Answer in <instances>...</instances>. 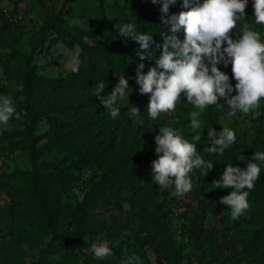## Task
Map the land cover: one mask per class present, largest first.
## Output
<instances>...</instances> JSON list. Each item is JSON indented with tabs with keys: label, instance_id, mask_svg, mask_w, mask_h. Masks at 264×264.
<instances>
[{
	"label": "trees",
	"instance_id": "trees-1",
	"mask_svg": "<svg viewBox=\"0 0 264 264\" xmlns=\"http://www.w3.org/2000/svg\"><path fill=\"white\" fill-rule=\"evenodd\" d=\"M33 1L42 25L32 39L28 55H21L24 68L19 82L20 88L0 86V97H11L16 112L20 114L19 119L13 117L9 122H19L21 128H13L3 133L8 141V151H24L33 165L30 171L0 174V190L8 194L10 201L9 206L0 207V220L5 216L15 219L17 225H13L10 235L16 242H23V227L19 224L31 218L40 225L43 233L50 235L47 241L49 249L52 241L61 237L71 236L72 241H75L91 228L100 230V218L96 216L95 210L107 206L109 189L117 187L140 200V209L136 215L141 221L151 228L162 229L158 216L161 205L156 201V197L160 195L159 186L151 178V161L157 156L155 146L146 134L145 117L142 114L130 117L121 109L119 115L113 118L94 95L97 84L103 81L106 86L101 96L106 97L123 75L129 84H136L134 77L139 62L138 44L130 38L122 40L118 28L123 23H134L138 31L151 34L156 43H162L160 33L167 32L168 26L161 22L163 13L160 11V4H154L151 0ZM109 2L113 7H119L121 14L118 17L121 18L116 26L112 24L107 27V17L110 14L105 12V7ZM197 2L202 3L203 0H192V5ZM250 7L246 11V19L238 21L239 26H250L252 30L264 29V25L255 24L253 8ZM74 8L79 10L80 17L88 24V29L70 28L66 24L65 17L70 16ZM182 10L186 9L182 8L181 0H177L175 5L170 6L169 14ZM111 16L116 18L115 15ZM15 25V22L0 12V48L10 49L7 59L19 56L14 48L18 40V32H13ZM46 33L56 34L66 43H72L67 40V33L73 36L80 46L77 54L81 61L78 72L70 71L65 77L57 79H45L33 73L29 62L36 50L42 46ZM177 35L183 39V31ZM238 36L239 29L232 33L233 39ZM152 47L158 55L160 49H156L154 45ZM143 63L145 72L149 66H154V61L145 60ZM218 67L229 75L232 83L234 79L231 65L224 67L221 64ZM42 119L45 120L47 128L35 134ZM263 119L262 113L256 118L251 141L247 143L236 140L225 150L224 158L217 164L213 163V168L205 178H201L202 181L191 176L192 190L183 196L189 199L201 198L205 212L217 209L219 195H227L232 189H213L212 181L220 177L226 164L246 167V163L237 160V157L251 159L252 153L264 152ZM53 148L68 151L72 156L70 162L60 167L53 166L47 172H40L34 160ZM254 162L260 166L261 174L255 182V188L248 193L250 207L246 213L255 228L250 231L248 239L244 240L241 252L243 255L249 252L255 254L257 264H264V162ZM44 164L46 165L43 162ZM71 167L77 171L93 167L100 173L97 179L90 180L81 198L62 222L63 230L57 232L54 205L58 204L60 195L72 181L73 176L68 171ZM210 183L213 187H209ZM165 191L164 189L161 192L163 196L166 195ZM193 221L194 219L191 224ZM197 225H200V220ZM73 249L71 242H62V258L57 264H113L109 260L96 259L93 254H88L85 260L79 262ZM180 250L181 248L173 250V256L168 260L172 259L174 264H178L181 260ZM236 254H225L218 264H237L239 258ZM158 264L162 262L158 260Z\"/></svg>",
	"mask_w": 264,
	"mask_h": 264
},
{
	"label": "rangeland",
	"instance_id": "rangeland-1",
	"mask_svg": "<svg viewBox=\"0 0 264 264\" xmlns=\"http://www.w3.org/2000/svg\"><path fill=\"white\" fill-rule=\"evenodd\" d=\"M57 5L56 3V7ZM34 7L33 0H0V12L17 24L13 28V32H18L16 33L18 40L14 48L19 54L17 58L13 56L7 59L10 49L0 48V86L20 88L19 82L24 68L21 55H28L32 39L42 25L39 12ZM105 12L110 14L107 13L106 26L112 24L116 26L121 18L118 17L121 14L119 7L115 8L109 2L106 4ZM111 15H115L116 18L113 19ZM65 20L70 28H89L87 22L80 17L77 8H74ZM67 36V40L72 43L62 41L53 33L44 35L42 46L36 50L29 62L35 75L45 79H57L65 77L71 71L68 61L73 56L77 57L80 46L71 34L67 33ZM260 40L264 43V35L260 36ZM232 84H235V80ZM129 85L132 89V91L129 89L131 91L128 98L130 105L121 109L129 114L131 105L139 107L140 115L142 114L147 121L145 126L147 137L154 146V136L158 133L159 126H169L174 128L182 138L196 143L197 154L204 160L217 164L224 156L207 152V147L210 146L207 142V127H213L217 131H220L221 127H228L235 132L236 140L247 143L253 137V127L257 117L238 113L237 116L229 118L226 106L221 108L219 105H210L198 117L204 129L201 140L195 142L193 136L196 133L190 128L189 113L197 109L186 102V97H181L175 112L168 115L162 114L156 120H152L146 110L148 96L139 94L137 84ZM119 103L126 104V98ZM219 103L224 102L220 100ZM259 110L264 118V99L261 100ZM71 114L74 113L71 112ZM58 117L61 118V116ZM13 128L20 129L21 124L19 122L0 124V174L32 169L33 163L28 160L24 151L20 149L8 151V141L3 133ZM46 128L47 124L42 119L35 134L43 132ZM71 158L68 151L53 148L34 160V164L40 172H47L53 166L60 167L69 163ZM43 162L46 165H43ZM68 171L73 176L72 181L67 186V190L60 195L58 204L54 205L57 215L55 221L58 224L57 232L63 230L62 222L81 198L90 180L97 179L100 173L93 167L84 168L81 171L71 167ZM199 172L200 169H194L190 176L202 181L201 178H205L206 175H200L201 172ZM209 187H213L211 183ZM162 190L164 189L158 188L160 195L156 197V201L161 205L158 216L162 229L151 228L138 218L136 212H139L141 202L135 195L113 187L108 191L107 206L95 210L96 216L100 218V230L91 228L75 241H72L71 236L63 235L64 237L52 241L49 249H47V241L50 235L43 233L38 223L33 222L31 218L26 219L25 223H20L25 241L16 242L10 235L13 225H17L16 220L5 216L0 220V264H57L62 258V242H71L79 262L85 260L88 254H92L90 252L92 244L107 242L112 255L103 260H109L113 264H124L125 260L133 254L139 257L138 264H158V260L162 264H174L173 260L168 258L173 256V250L176 251L179 248H181V260L178 264H218L225 254L232 252L234 255L235 252H239L236 254L239 258L237 264H257L255 254L249 252L243 255L241 252L244 240L248 239L250 231L255 228L246 212L233 220L231 210L219 203V198L223 195L218 197L217 209L213 212H205L201 198L189 199L184 196H174L172 189H165L166 195L163 196ZM9 205L8 194L0 190V207ZM192 219H194L193 224H191ZM198 220L200 225H197Z\"/></svg>",
	"mask_w": 264,
	"mask_h": 264
},
{
	"label": "clouds",
	"instance_id": "clouds-1",
	"mask_svg": "<svg viewBox=\"0 0 264 264\" xmlns=\"http://www.w3.org/2000/svg\"><path fill=\"white\" fill-rule=\"evenodd\" d=\"M151 2L160 4L161 22L168 26L167 32L160 33L162 43H156L151 34L138 31L134 23H123L118 28L122 40L130 38L138 44L139 62L134 79L139 94L148 96L149 118L156 120L162 114L175 112L181 97H186V102L197 109L190 112L189 117L190 128L196 133L193 140L199 142L204 126L198 117L210 105L226 106L229 118L238 113L259 117L264 99V43L257 31L238 24L246 19L248 0H203L194 6L192 0H181L182 8L186 10L171 14L169 8L177 0ZM252 8L255 24L264 25V0H252ZM237 29L239 36L233 39L232 33ZM180 31H183V39L177 35ZM153 45L160 49L158 55ZM145 60L154 61V66H149L147 72L144 71ZM80 63L79 58L73 56L68 61L70 70L78 72ZM221 64L224 67L231 65L234 85L229 75L218 67ZM105 86V82H99L94 95L115 118L121 107L130 105L128 98L132 89L124 75L118 78L106 97L101 96ZM125 98L127 103L120 104ZM220 100L224 103H219ZM139 114V107L131 105L130 117ZM13 117L19 119L20 114L16 112L12 98L0 97V124H8ZM207 137L210 145L207 152L219 155L236 142L235 132L228 127H221L220 131L207 127ZM154 141L157 158L151 161V178L161 189H172L174 196H183L192 190L190 174L194 169H201L200 175H207L213 168V162L197 154L196 143L182 138L172 127L159 126ZM237 160L244 161L246 167L226 164L220 177L212 181L213 189H232L219 198V203L231 210L233 220L250 207L247 196L261 174L260 166L254 161L264 162V152L252 153L251 159L240 156ZM90 252L101 260L112 255L107 242L92 244ZM138 260L139 257L133 254L124 264H138Z\"/></svg>",
	"mask_w": 264,
	"mask_h": 264
},
{
	"label": "built area",
	"instance_id": "built-area-1",
	"mask_svg": "<svg viewBox=\"0 0 264 264\" xmlns=\"http://www.w3.org/2000/svg\"><path fill=\"white\" fill-rule=\"evenodd\" d=\"M250 6H252V0H248V4H247V8H246V11L249 9H251V7ZM255 31H257L259 34H260V36L261 35H264V29H262V28H260V29H257V30H255Z\"/></svg>",
	"mask_w": 264,
	"mask_h": 264
}]
</instances>
